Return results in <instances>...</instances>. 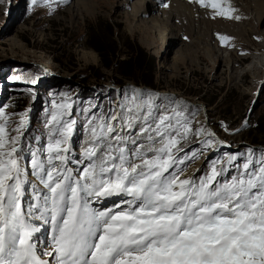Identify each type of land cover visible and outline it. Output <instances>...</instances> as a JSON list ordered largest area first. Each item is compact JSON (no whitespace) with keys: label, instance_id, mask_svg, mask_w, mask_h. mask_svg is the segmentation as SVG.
Listing matches in <instances>:
<instances>
[{"label":"rangeland","instance_id":"rangeland-1","mask_svg":"<svg viewBox=\"0 0 264 264\" xmlns=\"http://www.w3.org/2000/svg\"><path fill=\"white\" fill-rule=\"evenodd\" d=\"M137 1L0 0V124L6 126L9 137H19L17 155L25 181L22 209L29 223L39 229L34 234L37 252L49 264H56L54 256L46 255L53 250L51 230L56 226L51 219L50 202L45 206L48 190L32 161L50 167L48 144L61 139L59 132L66 123L71 124L72 130L62 145L68 149L64 167L73 177H79L92 162L85 156L86 149L93 147L91 129L100 119L117 126L130 110L134 119L127 135L130 151L138 145L147 149L149 133L142 129L149 124L155 126L164 114L182 113L181 120L187 121L192 133L181 140V150L175 153L177 163L170 169L173 174L182 172L181 179L198 183L215 165L221 172L217 184H222L240 175L250 156L254 168L261 166L264 0H260V19L256 0H232L225 5L226 10L234 9L231 15L240 19H190L181 14L168 24L163 22V26L188 27L191 34L179 40L174 33L169 34L163 44L159 37L163 26L149 31L134 18ZM151 1L154 2L148 0L145 5L148 7ZM157 7L149 11V18L161 16L163 5ZM99 22L104 28H113L120 51L139 45L153 58V85L142 82V72L135 73L141 81L136 83L121 76L119 67L103 66L99 53L88 41L90 26ZM208 33L213 34L212 39ZM224 34L230 39L222 41ZM180 53H184L186 61L177 65L175 57ZM232 53L248 57L249 61L232 66ZM201 57L208 58V63L199 60ZM145 68V73L150 72ZM244 73H248L246 78L242 77ZM53 116L57 117L55 121ZM112 116L117 119L111 120ZM117 136L121 137L120 133L111 135ZM131 140L137 143L132 144ZM110 142L120 143L115 139ZM129 197L122 195L107 205L97 204L96 196H85V201L93 212L114 213L129 209Z\"/></svg>","mask_w":264,"mask_h":264},{"label":"snow or ice","instance_id":"snow-or-ice-1","mask_svg":"<svg viewBox=\"0 0 264 264\" xmlns=\"http://www.w3.org/2000/svg\"><path fill=\"white\" fill-rule=\"evenodd\" d=\"M193 2L207 6L205 0ZM210 3L219 7V0ZM234 11L221 8L218 15L240 19L231 15ZM181 116H160L155 126L142 129L149 133L147 149L138 145L131 151L121 146L122 137H111L113 125L100 119L91 129L93 147L85 151L92 162L79 177L64 167L68 149L62 145L72 130L64 124L61 139L47 147L50 167L32 161L48 190L45 206L50 202L56 226L53 250L46 255L56 264H264V157L254 168L250 156L240 175L222 184H217L221 172L215 165L198 183L181 179L182 172H170L181 140L192 133ZM18 142L0 124V264H49L37 252L39 229L22 209L25 181ZM120 194L132 197L127 211L93 212L85 201V196Z\"/></svg>","mask_w":264,"mask_h":264},{"label":"bare ground","instance_id":"bare-ground-1","mask_svg":"<svg viewBox=\"0 0 264 264\" xmlns=\"http://www.w3.org/2000/svg\"><path fill=\"white\" fill-rule=\"evenodd\" d=\"M229 1H232V0H219V7L216 9H212L210 0H205V4L207 5L206 7L201 6V4H199L197 2H193V0H190V1L189 0L188 1L187 0H154V2L151 1L150 2L151 4L150 5L148 4V7H147V5H145V4L148 3V0H146V1L138 0L137 2H135L134 6H133V10H134L133 15H134V18H136L138 21H140L141 26H145L146 28H148L149 31H151L152 29L153 30L154 29L157 30V28L159 29V27L164 25L163 22L168 24L170 19L173 20L174 18H179V16L181 14L187 15L190 19H192L193 17L196 18L199 16H210V18L219 19L220 15H218V12L220 11L221 8L226 10L225 5L228 4ZM158 4L163 5V8H164L163 13L161 14L160 17L156 16V17L149 18V16H148L149 11H155V9L158 8L157 7ZM166 4L168 5L167 7H165ZM255 4L257 6L256 10L258 12L257 18L260 19L263 15L262 9L264 8V3L262 5L263 8H261L260 0H256ZM184 18H185V16H184ZM149 19H151V20H149ZM156 21H159V23H157ZM149 23H152V25L148 27ZM176 23H177V21H176ZM162 29L163 30H161L159 32V34H160L159 37L163 41L162 44L167 42V38H168L167 36L169 34L174 33V35L179 40V39H183L184 37H187L188 34H191V32H192V29H189L188 27H183L180 25L179 26L170 25L169 28L166 26H163ZM168 30H169V32L167 33ZM212 35L213 34L208 33V38L212 39L213 38ZM223 36H226V35L224 34ZM159 37L156 35L155 42H157V39ZM242 50H245V49L242 47ZM212 52H215V50H212ZM85 55H88V53ZM183 55H184V53H180L178 56L175 57V64L181 65V62H184L185 59L183 58ZM230 57L232 60V66H234V65L241 66V65H244L246 62L249 61L248 57L238 56L235 53H232L230 55ZM218 58H220V56H218ZM22 60L24 62L27 61V59H22ZM199 60L208 63V58H206V57H201V58H199ZM247 75H248V73H244L242 77L246 78ZM132 114H133L132 110L128 111V115H126L124 117V120H121V123H119V125H117V126L115 124L113 125V127L115 128V131L113 133H111V135H113L115 133H120L121 137L124 139V143L121 144V146L127 147V135L130 132V130H132L131 121L134 120V119H131L133 116ZM138 120H139V118H138ZM122 195H126V194L111 195V196H99L96 199L97 200L96 202L99 205L111 204L113 202V200L115 201V199L121 197ZM131 200H132V197H129L126 201L129 202Z\"/></svg>","mask_w":264,"mask_h":264},{"label":"trees","instance_id":"trees-1","mask_svg":"<svg viewBox=\"0 0 264 264\" xmlns=\"http://www.w3.org/2000/svg\"><path fill=\"white\" fill-rule=\"evenodd\" d=\"M114 35L113 28L110 26L104 28L100 22L90 26L88 36L89 46L99 53L103 66L105 68L119 67V71L117 72L121 76L134 80L136 83L141 81H138L135 73L142 72L144 75L143 79H141L142 82L147 85H153V58L139 45H131L129 51L126 52L120 51ZM145 67L150 69V72L145 73Z\"/></svg>","mask_w":264,"mask_h":264}]
</instances>
